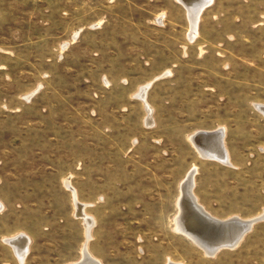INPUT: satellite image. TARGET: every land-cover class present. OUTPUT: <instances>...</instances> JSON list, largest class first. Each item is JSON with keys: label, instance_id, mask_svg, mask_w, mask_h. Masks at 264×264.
Here are the masks:
<instances>
[{"label": "rangeland", "instance_id": "374dc122", "mask_svg": "<svg viewBox=\"0 0 264 264\" xmlns=\"http://www.w3.org/2000/svg\"><path fill=\"white\" fill-rule=\"evenodd\" d=\"M187 13L177 0H0V264H75L86 243L101 264H264V221L213 256L174 222L194 168L213 217L264 212V0H217L193 39ZM227 124L243 128L239 170L190 140ZM20 234L23 261L6 241Z\"/></svg>", "mask_w": 264, "mask_h": 264}, {"label": "bare ground", "instance_id": "6f19581e", "mask_svg": "<svg viewBox=\"0 0 264 264\" xmlns=\"http://www.w3.org/2000/svg\"><path fill=\"white\" fill-rule=\"evenodd\" d=\"M188 10V17L191 22V38L197 34V22L202 10L207 3L212 0H179ZM211 4V3H210ZM190 38V39H191ZM150 87V86H149ZM148 86L141 89L139 97L145 101V91ZM149 111L148 124H151V108L146 104ZM224 129L220 128L212 132H196L191 136L190 140L196 147L201 156L209 159L218 160L222 163L229 164L227 149L223 142ZM189 173V172H188ZM195 168L190 172L186 180L181 185V197L179 199V213L175 218V230L183 233L187 238L192 240L196 245L201 247L207 255L213 256L223 248H234L243 239L246 231L252 228L256 220H243L239 217L229 218L227 220H219L207 213L202 206L197 203V198L192 193L194 187ZM66 185L74 193L78 216L84 219L87 229V240L95 225V220L84 212L86 205L77 201L75 190L68 179ZM2 204L0 203V210ZM248 229V230H247ZM6 241L12 246L15 254L23 261L28 253L30 239L25 234H20ZM87 244V243H86ZM83 249V259L75 264H101L93 259L86 249ZM173 264V263H170Z\"/></svg>", "mask_w": 264, "mask_h": 264}, {"label": "crops", "instance_id": "0c3cea01", "mask_svg": "<svg viewBox=\"0 0 264 264\" xmlns=\"http://www.w3.org/2000/svg\"><path fill=\"white\" fill-rule=\"evenodd\" d=\"M216 1L217 0H212V2L210 3H207V5L205 6V8L202 10L200 16H199V19H198V22H197V34H199L200 32V29H201V22H202V17L203 15L205 14V12L210 9L211 7H213L215 4H216ZM177 2H179L183 8L186 9V13L188 12L187 8L185 7V5L183 3H181L179 0H177ZM187 17H188V13H187ZM190 20V19H188ZM103 30V29H102ZM97 32L100 31V29H97L96 30ZM171 73V72H170ZM169 71L165 72L164 74L160 75L159 77H157L156 79L154 80H162L163 78H166V75L167 74H170ZM145 86H148L147 90L145 91V102L143 99H140L145 103V108H146V104H149L150 108H151V118H152V113L155 112V108L149 103L148 101V96H149V91L151 90V83L149 84H146ZM143 86V87H145ZM150 86V87H149ZM142 87V88H143ZM256 108L258 110V113L262 116L261 117V120L264 122V104H256ZM147 110V108H146ZM148 112V110H147ZM152 121H153V118H152ZM238 121V120H237ZM239 121H241V117L239 118ZM153 123V122H152ZM235 123H236V120H235ZM237 126V125H236ZM235 126V127H236ZM229 128H232V127H229V125L227 124V129L226 127H224V138H223V142L224 144H226L227 146V155H228V160H229V163L230 165H228L227 167L230 168V169H234V170H239L240 167L237 165V162L238 161H241L243 159V154H242V151L239 149V144H241V139L239 140L240 138V135H239V130L243 129L242 127H237V128H233L231 131ZM220 129V128H219ZM217 130V129H216ZM199 132H212V131H215V130H198ZM76 143H81V141H78ZM75 190V188H73ZM75 193H76V190H75ZM203 208L209 213L211 214L208 210H207V207L206 206H203ZM212 215V214H211ZM262 215H264V212L255 217V218H251V219H243V220H253V219H256V218H259V217H262ZM213 216V215H212ZM240 218V217H239ZM242 219V218H241ZM261 221H264V218H262L260 221L258 222H261ZM256 222V223H258ZM254 223V224H256ZM253 224V225H254ZM253 228V227H252Z\"/></svg>", "mask_w": 264, "mask_h": 264}, {"label": "water", "instance_id": "95a60500", "mask_svg": "<svg viewBox=\"0 0 264 264\" xmlns=\"http://www.w3.org/2000/svg\"><path fill=\"white\" fill-rule=\"evenodd\" d=\"M260 220H261V219L256 220L255 223L258 222V221H260ZM247 230H248V229H247ZM250 230H251V228H250L248 231H246L245 234H247Z\"/></svg>", "mask_w": 264, "mask_h": 264}]
</instances>
